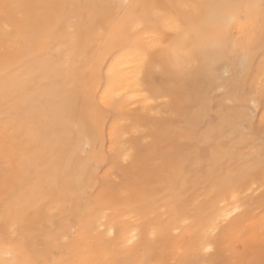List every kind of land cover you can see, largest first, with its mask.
<instances>
[{"label": "bare ground", "instance_id": "1", "mask_svg": "<svg viewBox=\"0 0 264 264\" xmlns=\"http://www.w3.org/2000/svg\"><path fill=\"white\" fill-rule=\"evenodd\" d=\"M122 2L0 0V260L264 264V126L242 128L246 102L264 112L261 0H128L199 6L184 35L168 34L163 70L135 54L152 30L110 42ZM214 89L235 107L211 110Z\"/></svg>", "mask_w": 264, "mask_h": 264}, {"label": "snow or ice", "instance_id": "2", "mask_svg": "<svg viewBox=\"0 0 264 264\" xmlns=\"http://www.w3.org/2000/svg\"><path fill=\"white\" fill-rule=\"evenodd\" d=\"M120 9V14L114 22L109 24L110 42L119 43L127 40H131L136 37L139 32L152 30L156 36V39L147 46L138 44L135 50V54L141 58L142 62L149 61L153 54H157L161 58V69L163 70V62L169 53V45L166 43L167 36L170 33L176 34L177 36L184 35L188 28L192 24V16L194 11L199 7L197 5H173L176 11H164L163 5H151L147 8H142L140 5L129 3L128 0L117 6ZM216 7H240L239 5H219ZM245 7H252L251 5ZM260 7L264 10V0H261ZM72 21H69L71 25ZM237 23V17L235 15L227 18L223 21L225 29V36L227 31ZM59 26V22L53 25L52 31H55ZM105 29H101L103 32ZM264 39V34H262ZM213 48L221 50L224 48V37L212 45ZM118 95V94H117ZM115 101V96L111 97L105 106H111V103ZM105 103V101H102ZM124 160L129 159V154H123ZM264 158V151L261 153ZM235 199V197H234ZM235 211H240L239 206L236 207ZM214 231V230H213ZM134 239V234H133ZM133 239L127 241L128 244L133 242ZM205 251H211V248H205ZM0 264H4L0 260Z\"/></svg>", "mask_w": 264, "mask_h": 264}, {"label": "rangeland", "instance_id": "3", "mask_svg": "<svg viewBox=\"0 0 264 264\" xmlns=\"http://www.w3.org/2000/svg\"><path fill=\"white\" fill-rule=\"evenodd\" d=\"M261 51H262V50H260V53L254 55V57H253V58H254L253 62H255V60H257V56H259L260 58L258 59V60H259L258 62H261V61H262V62L264 63V60H260L261 57H264V55H263L264 52L262 53ZM263 51H264V50H263ZM261 54H262V55H261ZM260 55H261V56H260ZM262 59H263V58H262ZM258 62L256 61L255 64H256V63L259 64ZM263 63H262V64H263ZM238 68L241 69V66L238 67ZM240 73H241V72H240ZM244 75H245V74H244ZM244 75H241V74H240L241 77H245V76H246V75H245V76H244ZM251 76H252V75H250V76H246V77H251ZM247 86H248V85H247ZM246 88H247V87H246ZM215 90H216V89H214L213 91H215ZM217 90H218V89H217ZM217 90H216V91H217ZM216 91H215V92H216ZM218 91H219V90H218ZM216 93H217V92H216ZM216 93H214V92L211 91L210 94L208 93V94L202 95L201 99L203 100L205 97H208V96H210V97L212 96V99H213V97H214L213 95L216 94ZM217 94H218V93H217ZM220 94H221V95H220ZM248 94H249V93H248ZM218 95H220V97H219ZM218 95H216V97L218 96V98L214 97V99H213V102H212V104H211V110H215V109H216L215 107L217 106V108H218V107H220V105H221L222 108H225V109H227V110H228L229 108H231L230 106L235 107V105L232 104V102H230V104H229L228 101H226V102L228 103V104H227V103L223 100V99H224L223 97H222V100H221V96H222V92H221V91H219V94H218ZM263 96H264V93H263ZM263 96H261V97H263ZM260 99L263 100V98H260ZM214 100H215V102H214ZM243 100H244V101H243V104H244V105L242 104V102H239L238 105H239V107H240L241 105H243V106H241V107H243L242 110L244 111V109H245L244 106H246V105H245V102H246V101H245V99H243ZM262 100H261V101H262ZM249 101H250V100H249ZM249 101H248V102H249ZM190 103H191L192 105H191ZM190 103H189L188 105H187V104H184V105H183V108H185V109L188 110V108H192L193 106H199V105L201 104V101L197 100L196 102H190ZM225 103H226V104H225ZM261 103H262V106H263L264 102L262 101ZM261 103H260V104H261ZM246 104H249V105H247V106L249 107V108L247 107V109L250 110L249 112H250V114L252 115V117L250 116V117L252 118V120H251L252 122L249 121V124H248V123H246L245 121H242V124H244V125H242V128H243L244 130H246L247 128H249L248 130H250L251 128L254 127L253 129H254V130L257 129V130H258V133H259L261 126H264V120L261 121L262 117L259 116V118H261V119H257V118H258V113H261V114H259V115H262V112H263L262 109H260L261 106H259V108L257 107V109H258V110H257V109L254 108V106L252 105L251 102H249V103L246 102ZM190 105H191V106H190ZM229 105H230V106H229ZM186 107H188V108H186ZM250 108H251V109H250ZM262 108H263V107H262ZM259 109H260L261 112L259 111ZM211 110H210V111H211ZM239 110H240V108H239ZM248 110H247V111H248ZM251 110H252V111L257 110V111H255L256 114H255L254 112H251ZM263 110H264V109H263ZM245 111H246V109H245ZM245 111H244V112H245ZM211 113H212L213 115H212V114L210 115L209 120H210L212 123L218 121V115L216 114V112H215V111H211ZM245 113H246V112H245ZM253 113H254L255 115H253ZM246 114H249V113L247 112ZM250 114H249V115H250ZM263 114H264V112H263ZM256 116H257V117H256ZM263 116H264V115H263ZM253 118H254V119H253ZM257 120H258V124H259L258 127H259V128L256 126L257 124H255V121L257 122ZM250 122H251V123H250ZM260 122H263V123H260ZM252 123H254L255 126H254V124H253V127L251 126V128H250L249 126H250V124H252ZM260 125H261V126H260ZM205 126H206V122H205V120H201V121L199 122V124L197 125V132H196V135L194 136V139L196 140V141H195L196 144H198L197 142L201 141V138H200L199 133H201V132L204 131V130H202V129H204ZM185 127H186V126H185ZM183 129H185V128H183ZM263 129H264V127H262V130H263ZM200 130H201V132H200ZM254 130H253V131L250 130V131H251L252 133H254V132L256 133L257 130H255V131H254ZM261 132L263 133V131H261ZM255 133H254V134H255ZM262 133H260V134H261V137L264 136V134H262ZM256 134H257V133H256ZM257 135H258V134H257ZM257 135H256V136H257ZM259 136H260V135H259ZM171 141H172V140H170V142H171ZM171 143L173 144L174 141H172ZM179 143H183V142H179ZM185 143H187L188 146H187ZM167 144H168V142H167ZM175 144H176V146L172 145V146L175 147V149H178L179 147L181 148V146H183L181 149H180V148H179V149H180V150H185V149H186L188 152H190V150L193 149L192 147L195 146V145H193V143L189 144L188 142H184V143H183L184 145H179V147L177 146L178 142H175ZM199 144H200V143H199ZM168 145H169V144H168ZM170 145H171V144H170ZM200 145H202V146H200ZM200 145H199V146H200V148H201V150H202V151L200 150V153L202 152L201 156L205 157V159H206V157H207V160H208V156H209L210 149L208 148L207 145H205V146H207V148H208V151L206 152V147L204 146V144H200ZM191 146H192V147H191ZM199 146H198V148H199ZM203 146H204V147H203ZM177 147H178V148H177ZM189 148H191V149H189ZM200 148H199V149H200ZM188 149H189V150H188ZM186 150H185V152H186ZM193 150H194V149H193ZM193 150H191V151H193ZM203 150H204V152L206 153L205 155H207V156L203 155V154H204ZM208 163H209V162H207V164H208ZM189 166H191V165L189 164ZM257 197H258V198H257ZM257 197H256V200H255L254 202H256L257 204H261V203L264 204V202H263L262 200H261V203H260V201L258 200L259 198L261 199V197H262V199H263V198H264V195H262V196L259 195V196H257ZM257 200H258V201H257ZM263 207H264V206H263ZM240 246H241V245H239L238 248H239ZM239 249H241V247H240ZM239 249H238V250H239Z\"/></svg>", "mask_w": 264, "mask_h": 264}]
</instances>
